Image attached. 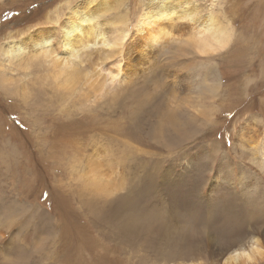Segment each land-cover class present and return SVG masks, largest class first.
<instances>
[{
    "label": "rangeland",
    "instance_id": "obj_1",
    "mask_svg": "<svg viewBox=\"0 0 264 264\" xmlns=\"http://www.w3.org/2000/svg\"><path fill=\"white\" fill-rule=\"evenodd\" d=\"M177 1L174 16L188 6L196 9L199 21L212 14L229 25L230 44L214 57L182 40H165L155 56L140 65L130 61L137 73L127 76V89L108 82L109 71L117 72L116 59L80 55L78 47L79 55L69 57L63 50L62 24L71 8H84L87 0H0V264L188 261L189 255L170 257L173 250L165 246L167 232L181 237L170 213L172 200L185 203L181 213L199 209L201 220L210 212L212 197L217 201L219 196L232 200L217 202L221 206L234 203L244 215L259 214L264 204V0ZM147 4L113 0L112 10L97 21L112 37L116 28L133 26ZM175 27L173 32L180 34ZM41 34L49 38L44 46L54 52L55 64L40 53L43 49L27 42ZM20 42L27 43L20 50L22 57L2 54L3 48ZM147 60L150 68L142 64ZM67 73L74 76L68 86ZM258 116L262 129L255 151L243 128ZM88 176L97 177L101 192L109 189L116 196L130 187L131 197L116 200L114 207L84 191L80 197V183ZM130 215L141 216L136 224L141 232L150 227L160 232L162 240L147 244L150 251L120 234ZM145 216L152 221L142 219ZM178 221L182 236L187 235L183 239H194L189 218ZM246 229L239 225L234 232ZM198 257L211 259L208 252Z\"/></svg>",
    "mask_w": 264,
    "mask_h": 264
},
{
    "label": "bare ground",
    "instance_id": "obj_2",
    "mask_svg": "<svg viewBox=\"0 0 264 264\" xmlns=\"http://www.w3.org/2000/svg\"><path fill=\"white\" fill-rule=\"evenodd\" d=\"M112 2H113V0H100L98 3L94 4V0H87V4L85 3L86 6L84 8H77V7L71 8L69 11V15L66 17V20L64 21V23L62 24V27H61L60 43L64 48L63 50L68 53L69 57H71L73 55H76V56L79 55L77 53L75 54V49H76V47H78V51H80V55L83 52H85L87 54H91V56L93 53H95V54L101 55V58H103L105 56L109 59H112V58L114 60L116 59V61H114L113 66L116 65L117 72L109 71L110 79L108 78L110 80V81L108 80V82H110L113 87H115L116 85L119 86V84H121V85L125 84L127 87L126 82L128 80L126 78L129 75V73L132 75L134 72L137 73V71H135L136 65L133 66L134 63L132 62L133 63L132 64L130 61L136 62L135 60H137L140 62L139 63V65H140L142 60H145L148 57H151L152 54L155 53L158 50V48L163 45V42L165 40H167V43H171L168 41H172L173 43L175 42L174 44H177L176 42L182 40L184 42L189 43L188 45L192 46L193 50H195L199 53H202V54H204V53L212 54V56L214 54V57H215V54L221 53L220 51L225 49L230 44V41L232 39L233 29L229 25L228 26L222 25L220 22H218V20L212 14L209 15V17H207L205 20L199 21V20L195 19V16H194L196 9L195 8L191 9L190 7L187 6V7H184V9L182 10V14L174 16V12H176L175 8L179 4L177 0H148L147 6H145L140 13L138 12L140 15L134 21L133 26H129L128 24H125L122 27L116 28L115 32H112V37H111V36H109V33L103 28L104 25L99 26V21H97V20H98V17H101V16H103V14L108 13L109 10H112V8H111ZM116 2L117 1H115L116 5L115 4L114 5L118 6ZM180 3H181V1H180ZM141 7H143V6H141ZM113 8H114V6H113ZM178 11H180V9ZM181 18L186 19L187 21L180 22ZM177 25H179L178 28L175 27ZM174 27H175V30L177 32H179V31H182V32L180 34L174 33L173 32ZM185 31H188L189 33H183ZM85 35L87 36V38L84 40ZM92 38L94 39V41L91 40ZM27 42L33 43L35 47H39V48L43 49L40 51V53H42L46 57V59H50L51 60V62L49 61L50 63H52V62L54 64L56 63V58L54 60V57H53L54 52L53 53L51 52V48L49 47V45L47 47L44 46V45H47L49 43V38L47 37V35L41 34V35H38L35 37H30ZM183 44H186V43H183ZM167 45H169V44H167ZM188 45H186V46H188ZM26 46H27V43H23V42L16 43V44L14 43L7 48H3L2 54L5 55L6 57L9 56L11 59H15L19 56L22 57L20 50H21V48H24ZM172 46H174V45H172ZM43 47H45V49ZM166 47H164V50L166 49ZM169 47H171V46L169 45ZM167 49H169V48L167 47ZM166 53H167V51H166ZM162 54H161V56H162ZM153 56H155V54H153ZM93 57H95V56H93ZM88 58H91V57H88ZM132 58H133V60H132ZM158 58H159V56H158ZM96 60H97V57H96ZM101 60H103V59H101ZM93 61H95V59ZM82 62H83V60L81 61V63ZM57 63H59V62H57ZM60 63L63 65L62 62H60ZM149 63H151V62L149 60H147L146 62L144 61V63H142V64L143 65L148 64V66H149ZM88 64L86 63V65H88ZM99 64H100V62H99ZM56 67L57 66H55V69H58ZM58 67H59V65H58ZM94 67H95V65H94ZM137 68H139V66ZM143 68H145V67H143ZM148 68H150V66ZM66 69L69 70V67ZM73 69L74 68H72V70ZM145 70L146 69H144V71ZM100 71H104V69L100 68ZM83 72L86 73V71H83ZM139 73L142 74L143 71H141ZM149 74H150V72H149ZM61 75H62V73H61ZM109 75H108V73L106 74V76H109ZM133 76H136V75H133ZM69 77L70 76L68 74L67 78H65V84L66 85H67L66 82H70L72 84L74 83V76L71 78H69ZM85 78H86V76H85ZM136 79L137 78H135V80ZM133 80H134V78H133ZM175 82H177V81H175ZM97 83H98V80H97ZM131 84H132V82H131ZM105 85L106 84H104V86ZM108 85L109 84L107 83V86ZM102 86H101V88H102ZM126 87H125V90H126ZM99 88H100V86H99ZM118 88L121 89L120 87H118ZM122 88H123V86H122ZM110 89H111V87H110ZM114 89H116V88H114ZM119 89H118V91H119ZM127 89H128V87H127ZM113 90H111V91L113 92ZM106 91H107V89H106ZM108 92H110V91L108 90ZM118 94H119V92H118ZM174 94H175V92H174ZM176 94H178V93L176 92ZM112 95H110V96H112ZM186 95H188V94H186ZM117 96H119V98H120L121 94L117 95ZM177 97H178V95H177ZM181 97H182V95H181ZM175 98L176 97H174V99ZM114 99H116V98H114ZM114 99H111V100L113 101ZM106 100H110V99H106ZM186 100H187V98H186ZM120 102H121V99H120ZM186 102H188V101H186ZM184 105H185V103H184ZM194 105H195V103H194ZM143 109L146 110V108H143ZM199 109H201V108H199ZM195 110L196 109H194V111ZM196 111H198V110H196ZM131 113L133 114V111ZM145 114H149V113L146 112ZM200 114H198V115H200ZM134 115H137L136 112ZM164 118L166 119V117H164ZM258 118H259V116L257 118L250 120L251 122H249L247 125H245V123H244V125L246 127L243 128L247 132L246 136H248L250 141H251V148L255 151L257 149V146L260 144V141H259L260 130L262 129V128H260L261 126L260 127L258 126V122H257V121H259ZM115 119H116V117H115ZM173 120H175V119H173ZM155 130H156V128H155ZM159 132L162 133V128L160 129ZM240 132H241V130H240ZM241 134L243 136L241 137L240 135H238V137L240 136V138H244L245 134L244 133H241ZM263 135H264V133L262 134V136ZM240 138H239V140H241ZM236 146H238V145H236ZM262 148H263L262 152H260V151H258V152L262 153L261 155H263V157H264V138H263V147ZM251 157H255V156L251 154ZM260 160H262V159H260ZM256 162H257V159H256ZM256 162L253 164H256ZM257 166L260 167L258 164H257ZM6 167H8V166H6ZM8 173H9V171H8ZM11 176H13V175H11ZM81 176H83V175L81 174ZM85 176H87V174ZM77 177H79V176H77ZM222 177H223V175H222ZM86 178H88V179H86L85 182L80 183L81 184L79 187L80 197L82 196L81 193L84 191L85 193L92 194L94 198H97V197H98V199L102 198V201L105 204H108L112 207H114L116 205V203H115L116 200H118V199L127 200L131 197L130 194L133 192L132 188L127 187L128 189L125 191V193L119 194V195L115 194L116 196H112V195H114V193H113L114 191H112V190H111L112 192H108L109 189L108 190L105 189L104 191H107L106 193L104 191H102V192L100 191L101 186H100V183H98L100 181L97 179V177H93V176L89 177L88 176ZM76 180L79 181V179H76ZM221 180H223V179H221ZM218 188H219V186H216V189H218ZM210 191H212V190H210ZM129 195H130V197H129ZM218 198L220 200L216 201V200H214V197H212V200L210 203V212L207 214V216L203 220L200 219V217H202L200 213H202V212L199 211V209L196 208L194 210H189V212H187V213H181L180 207L185 206L184 205L185 203L177 201V200H172V202H170V204L172 205V209H171L170 213L172 214L171 216H173V217L175 216L174 217L175 227L177 226L176 228L181 230V231H179L181 237L180 238L172 237L170 235V231L167 232V234H165V236L167 237V239H166L167 245H165V246L169 247L168 251L173 250L169 253L170 257L172 255H175V256L189 255L190 257L186 256L189 258L188 261H185L184 259H182V261L181 260L179 261L177 259L176 261H173V262L169 261L168 264H264V204L258 208L259 214L256 213V214L244 215L243 214L244 212H242L241 210H240L241 212H238L237 209H235L234 203L232 205H224V206L220 205L221 202L227 201V203H229L232 200L226 199L225 196H219ZM168 202L169 201H167L165 203H168ZM184 202H188V201H184ZM217 202H220V203H217ZM162 204H163V202H162ZM122 207H124V206H122ZM154 207H156V206L154 205ZM139 208H140V206H139ZM106 211H108V210H106ZM132 216L133 215H130V217L126 220V222L124 221L125 225L123 227H121L122 232L120 234H122L124 236L123 237L124 239L128 240L131 243H135L134 240L139 241V243L144 248H146L145 249L146 251H150L151 249H149L147 244H152L153 242L158 243L160 240H162L160 232L156 229L151 228V227L149 229L145 228L147 230L145 232H141L136 227L138 220L141 222V220L139 219V218H141V216L139 218L137 217L138 219H135ZM151 216H153V215H151ZM181 216H187L189 218V220H190V226H189L190 227V233L192 232V237H194V239H189V238H188V240L183 239L187 235L182 236V235H184V232H183L184 228L182 225H179L180 222L178 221V217H181ZM118 217H120V216H118ZM127 217H128V215H127ZM167 217H169V216L167 215ZM176 217H177V219H176ZM142 219L146 220V219H148V216L142 217ZM117 220H120V219H117ZM149 220L152 221V219H148L147 221L151 222ZM176 221H177V223H176ZM216 224L217 225L219 224L226 229L225 230H218L219 229L218 228L217 230H215ZM148 225H150V224H148ZM239 225L240 226H247L246 231L234 232L235 229L239 228ZM150 226H152V225H150ZM162 230H164V229H162ZM164 231H162V232H164ZM197 231H198V233H194ZM21 240L23 241V238H21ZM133 246H135V245H133ZM165 250H167V249H165ZM204 252H208L211 255V259H208V260L205 259L206 261L205 260L202 261L203 257L202 258L200 257L201 259L198 257L200 255V253H204Z\"/></svg>",
    "mask_w": 264,
    "mask_h": 264
},
{
    "label": "clouds",
    "instance_id": "obj_3",
    "mask_svg": "<svg viewBox=\"0 0 264 264\" xmlns=\"http://www.w3.org/2000/svg\"><path fill=\"white\" fill-rule=\"evenodd\" d=\"M205 55L207 54V53H204Z\"/></svg>",
    "mask_w": 264,
    "mask_h": 264
}]
</instances>
